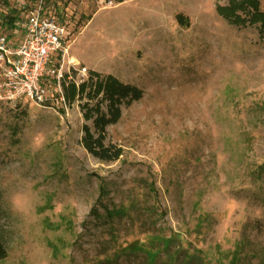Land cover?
<instances>
[{"label": "rangeland", "instance_id": "374dc122", "mask_svg": "<svg viewBox=\"0 0 264 264\" xmlns=\"http://www.w3.org/2000/svg\"><path fill=\"white\" fill-rule=\"evenodd\" d=\"M40 1L0 0V24L19 16L0 35L20 42ZM231 1L42 0L70 32L63 73L143 96L106 128L111 163L53 87L0 102V264H264V33L220 16Z\"/></svg>", "mask_w": 264, "mask_h": 264}, {"label": "trees", "instance_id": "16d2710c", "mask_svg": "<svg viewBox=\"0 0 264 264\" xmlns=\"http://www.w3.org/2000/svg\"><path fill=\"white\" fill-rule=\"evenodd\" d=\"M216 9L218 14L229 23L259 24L260 33H264V14L259 11L258 0H232L229 6ZM239 11L248 14L247 20L237 15ZM18 19V14L11 11L9 15L3 17L0 26L13 29ZM75 71L77 70L71 68L62 74L60 88L63 101L61 103L65 107H70L79 102L83 119L91 122V127L84 125L82 129L81 145L85 151L98 161L115 162L119 160L123 152L121 148L105 143L106 128L118 123L121 118V107H129L133 102L141 100L143 92L138 87L124 83L113 75H102L94 71H90L84 80L76 82ZM115 213L110 212L108 216H113ZM6 255L0 240V262L6 258Z\"/></svg>", "mask_w": 264, "mask_h": 264}, {"label": "built area", "instance_id": "2783aa9c", "mask_svg": "<svg viewBox=\"0 0 264 264\" xmlns=\"http://www.w3.org/2000/svg\"><path fill=\"white\" fill-rule=\"evenodd\" d=\"M38 7L28 13L23 23V38L11 44L0 35V102L17 104L32 101L48 106L57 94L62 102L60 80L63 74L66 41L70 35L65 24Z\"/></svg>", "mask_w": 264, "mask_h": 264}, {"label": "bare ground", "instance_id": "6f19581e", "mask_svg": "<svg viewBox=\"0 0 264 264\" xmlns=\"http://www.w3.org/2000/svg\"><path fill=\"white\" fill-rule=\"evenodd\" d=\"M72 62H74V60H71Z\"/></svg>", "mask_w": 264, "mask_h": 264}]
</instances>
